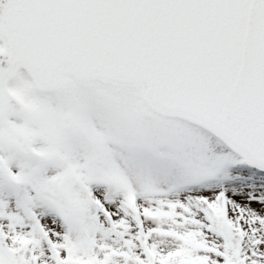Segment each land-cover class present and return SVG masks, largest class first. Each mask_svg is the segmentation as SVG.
Returning a JSON list of instances; mask_svg holds the SVG:
<instances>
[{"label": "rangeland", "instance_id": "374dc122", "mask_svg": "<svg viewBox=\"0 0 264 264\" xmlns=\"http://www.w3.org/2000/svg\"><path fill=\"white\" fill-rule=\"evenodd\" d=\"M65 79L9 82L23 106L0 128V264H264L262 172L134 89Z\"/></svg>", "mask_w": 264, "mask_h": 264}, {"label": "water", "instance_id": "95a60500", "mask_svg": "<svg viewBox=\"0 0 264 264\" xmlns=\"http://www.w3.org/2000/svg\"><path fill=\"white\" fill-rule=\"evenodd\" d=\"M232 1L0 0V124L20 108L6 88L19 68L44 91L60 87L63 76L72 73L137 87L155 109L213 129L239 147L247 161L264 167V160L249 149L264 129V117L252 119L264 106V85L253 79L252 89L246 87V74H241L248 60L242 70L237 60L227 61L229 53L230 59L242 56L232 44L249 41L254 25L242 22L243 33L236 35V28L223 19ZM257 39H251V46L262 53L264 37ZM252 60L264 72V52ZM191 89L200 99L194 108L182 103ZM238 90L248 92L251 119L237 135L214 120L210 107L232 103Z\"/></svg>", "mask_w": 264, "mask_h": 264}]
</instances>
